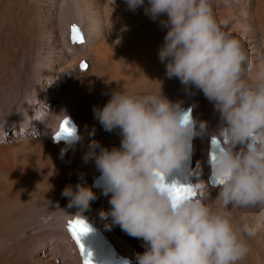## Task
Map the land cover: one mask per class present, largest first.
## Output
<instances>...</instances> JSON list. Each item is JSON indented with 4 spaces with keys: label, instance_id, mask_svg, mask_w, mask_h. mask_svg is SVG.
Here are the masks:
<instances>
[{
    "label": "clouds",
    "instance_id": "obj_1",
    "mask_svg": "<svg viewBox=\"0 0 264 264\" xmlns=\"http://www.w3.org/2000/svg\"><path fill=\"white\" fill-rule=\"evenodd\" d=\"M126 3L134 11L145 0ZM145 13L167 17L161 20L168 30L158 52L166 61V75L201 91L220 114L213 133L220 147L209 156L212 175L220 182L191 183L196 195L174 203L161 181L170 184L166 177L190 156L192 139L207 132V122L191 117L161 87L154 94L114 90L93 114L105 131L119 129L120 146L108 149L92 140L84 157L85 162L94 158L107 182L110 208L101 215L143 240L145 251L137 254V264H239L250 252L246 237L264 221V65L248 79L254 63L242 41L218 19L213 0H148ZM65 137L62 156L81 139L75 129ZM5 141L4 136L0 142ZM208 187L218 188L219 208L199 194ZM62 195L69 207L80 209L77 215L96 199L83 182L75 189L66 186ZM249 207L262 210L256 225L233 220L230 209Z\"/></svg>",
    "mask_w": 264,
    "mask_h": 264
},
{
    "label": "bare ground",
    "instance_id": "obj_2",
    "mask_svg": "<svg viewBox=\"0 0 264 264\" xmlns=\"http://www.w3.org/2000/svg\"><path fill=\"white\" fill-rule=\"evenodd\" d=\"M214 3H213V6L217 14V17L219 18V20L220 19L224 20L226 14L225 15L219 14L215 8L216 4ZM0 4H2V2ZM72 4L70 3V1H67V0H55L54 1V3L52 4L53 7L51 10L52 20H51L49 28L46 27L47 28L46 31H45V28L44 29L40 28L41 29L40 31L37 29V33H40V35L37 37V39L35 38L36 41H34L35 42L34 47H35V50L36 48H38L40 52H36L34 53L35 54L34 57L32 56L33 59L36 58V61L30 62L27 66L25 65L26 67H28L27 69H29L30 74L34 76L36 72L39 70H42V75H43V70H48V72H51V73L61 72L62 68H64L62 67L64 62H66V66H65L66 69L67 67L69 66L71 67L72 65L75 64V66L71 67L74 73L72 71L71 75L66 76L65 78L66 80H69V81L73 79L72 91L68 92L62 97L60 101V107L62 108L57 111V112H62V115L59 116V119L56 122V131H52L50 135L47 136L49 139H51V141L50 143H48L49 145L46 144L45 146H43L42 151H41L46 156L56 157L60 160H63L67 164L65 168V174H64L66 175L65 178L61 182H58L57 184H55L56 187H54V189H62V190H64L65 187L68 185H72L73 188L75 189V186L78 182H83L87 186L90 187V184L92 183L93 178L97 176L98 174H101V172L95 166L94 158H89L87 162H85V159H84L85 153L88 151V145L92 140H96L98 142L104 141V144L102 147L112 148V147L120 146L121 134H120L119 129H114L111 132L105 131L99 121H97V124H98L97 129L93 127L90 128L91 127L90 125H89L90 127L87 126L86 117L94 116L93 114L94 107L103 108V106L110 99V96L114 90L122 89L126 92H129L128 83L126 82V78H125V76L128 77V73L123 74V72H121V69L128 64L129 74L131 73L133 75H137V74L139 75V71H138L139 64L146 63L149 65H152L153 67H157L153 62L154 60L155 63L158 64L159 69L163 71V75L166 78V73H165L166 72V61L161 62L158 56L159 48L163 44L164 40L160 38L159 41H155L153 39L154 44H152L151 41L150 42L146 41L147 39L143 37L142 35V33L144 32L143 29H141L140 32H138V34L137 32L132 31L134 27H138V26L140 27L141 25H143V23H145L144 21L145 18L150 17L149 15L145 13V9L142 12H139V10L137 9L136 11L135 10L133 11L129 8H127L126 10L125 6H127V4L125 0H73ZM101 4L103 6V9H100ZM236 4H237L236 6H238L239 4H241V1H238ZM22 6H24V4ZM9 7L10 6H8V8ZM104 9H107L108 11H104ZM3 14L4 13H2V15ZM60 17H63V19H61ZM43 20L44 19H42V21ZM59 20L62 22V24H58ZM161 20H162V17L158 19H153L150 17L146 24L152 21L151 23H153V26L158 27L161 23ZM73 23L80 25L83 31V36H84L83 43H78V42H74L71 40L70 25ZM32 24L33 25L31 24L30 25L36 27L38 24H40V22L39 21L37 22V20H35L33 21ZM146 24L143 25L144 28H146L147 26ZM26 31L27 30L25 29L24 26L19 27V29L17 30V37L16 39L14 38L15 41L13 42L17 44L18 42L24 40L19 37H22ZM243 35L245 36V38L243 37L242 40H244L245 42L242 41V43L245 48L249 47L252 50L250 51V53H254L252 58L254 59L263 58L264 59V42L262 43L260 37L258 38V35L249 34V33H244ZM85 36H87V38ZM132 38L133 40H130ZM135 41H137V44H141L137 48L152 49L153 51H149L148 53L144 55L143 54L133 55L134 53L137 52L136 48L132 49V46H135L134 45ZM251 42H253L254 44L250 46ZM50 44H52L51 45L52 50L48 52L47 48H49ZM71 44H80V45H85V46L75 45L76 48L71 50L70 47L71 48L75 47V46H72ZM9 45L8 47H10ZM128 45L131 46L130 47L131 51L128 49L126 52L128 55H126L121 52V49H123V52H124L126 50V49L124 50V48H126ZM249 48L247 49L248 51L250 50ZM37 53H41V54L47 53V54L45 56L40 55V54L36 56ZM4 58H7V57L4 56ZM146 59L149 62H147ZM20 60H17V61H20ZM81 61L82 63L86 62L87 65L90 64L87 71L85 72H82L80 70L82 69L80 67ZM78 65L80 68L78 67ZM20 69H21V66H20ZM114 69L117 70L118 73L117 72L113 73ZM80 71L82 73H80L78 77L74 79V76L78 74V72ZM46 77H49V76L46 75ZM122 77H124V79ZM168 79L170 78L168 77ZM51 80H54L53 82H51L52 88H55V85L57 84L58 86H63L61 82H68V81L63 80L61 76H55V77L53 76ZM60 80L61 82H58ZM162 85H166V84H162ZM202 95L203 93L201 91L194 88L191 91V93L185 96L178 97L172 102L179 101L181 102L182 106L186 104L193 105L195 119L198 121L207 122V125H208L207 132L202 136L197 135L193 139L194 166H193V174H192V183L198 182L200 180H203L205 183H207V181L205 180V177H207L208 179L207 184L211 186L214 183H210L209 178H208L210 170H211L210 165H209L210 155L208 153L209 140L211 136H214L213 133H215L219 129L221 121H220V114L219 112L216 111L214 107V103L209 101L204 95H203V100H202ZM31 109L32 108H30L27 111L25 110L26 115H30V114L32 115ZM68 114H72L73 118L76 120L79 126L81 127L85 126V130L83 131L80 130V132L78 131V134L81 137V139L74 146L69 147L66 153H64L62 156L61 149L66 146V143L62 141L54 142V136L57 130L59 129L61 122ZM42 115H44V113ZM35 118H38L37 119L38 122L40 121V116L38 117L36 116ZM23 139L24 137L21 140ZM46 187H47L46 185L41 186V188H44V189ZM92 190L96 195V199L90 202V206L87 209H85L81 215L87 217L88 219H90L92 223L101 227L117 243L119 250L124 255L130 257L131 263L137 264V260L133 258H136L138 253H142L145 251L143 240L130 236L126 231H124L120 227L119 224L114 223L111 217L105 218L104 216H102L101 213L108 211L110 208V204L108 202L110 199V196L109 195L106 196L104 192L102 191H98L93 188ZM199 194L205 197V202L211 205L213 208L218 202H220L216 198L218 194V188H210V187L202 188ZM19 203L20 202H17V201L12 202V206L9 208L6 204L1 206L2 205L1 203L0 205V238H2L4 234H13V235L18 236V238L16 239L17 241L14 240L12 237L10 238V239H13V242L16 241L15 243L9 242V244L13 246V248H10L11 249L10 254L2 255V249H0V264L9 263L8 260L11 257H13L14 255H19V253L17 252L18 248L16 249V247H20V248L22 246L24 247L26 244H28L30 239H32L33 235H38V234H42V235L45 234L44 238L45 237L46 238L44 240L47 242H51L53 244L52 248L54 250L58 249L60 251L61 256L62 255L64 256L65 264H82L80 253L67 230V226H69V220L75 217L77 213L80 211V209L77 206H73L72 209L71 207L66 209V211L62 213L63 220L59 223H56V220H60V219H57V217L61 215L56 213L55 210L46 212L44 211V209H42L39 216H36L35 212H33L34 210H30V208L21 207ZM249 208L250 209H247L248 212L249 210H251V212L249 213H252V210H253L254 218L258 220V217L261 216L262 210L259 207H249ZM230 211H231V216L235 222H237L238 224L247 223L246 218L242 217L243 216L242 213L243 214L247 213L244 210V208H232L230 209ZM236 214H241L242 216L240 217L242 218L238 220ZM38 219H42L45 221L44 223L40 224ZM29 225L32 228H30L28 232L26 231L27 230L26 228ZM121 235L122 237H120ZM246 238L250 245V252L243 261L239 262V264H264V246H263L264 242L262 240L259 241L257 239L258 238L257 235L256 237L255 236L253 237L252 235ZM55 239L56 241L53 242ZM0 242H3L2 239H0ZM47 242H43V244L41 243L42 246L46 247L45 245L47 244ZM131 242H133L135 246L131 245L130 244ZM58 256L60 255H57L56 259L59 258ZM54 263H55L54 261L49 262V263H46V261L44 262V264H54ZM35 264H40V263H35Z\"/></svg>",
    "mask_w": 264,
    "mask_h": 264
},
{
    "label": "rangeland",
    "instance_id": "obj_3",
    "mask_svg": "<svg viewBox=\"0 0 264 264\" xmlns=\"http://www.w3.org/2000/svg\"><path fill=\"white\" fill-rule=\"evenodd\" d=\"M8 1L12 3L10 4ZM29 1L31 4L29 3ZM35 1L7 0L6 2V0H0V3L2 2L3 4V5L0 4V16H1L0 18V71H1L0 72V84H1L0 85L1 87L0 88V140H2L4 136L6 139L5 142H0V205L1 203H2L1 206L6 204L9 208L12 206V202L17 201L20 202L19 204L21 207L30 208V210H34L33 212H35L36 216H39L42 209H44V211L46 212L55 210L56 213L61 215L57 217V219L60 220H56V223H59L63 220L62 213H64L66 209L70 208L68 206L69 199L62 195L63 192L62 189H54V187H56L55 184L61 182L65 178L66 175L64 174L67 164L63 160H60L56 157H48L41 151H42V147L45 146L46 144L49 145L48 143H50L51 141V139H49L47 136L50 135L52 131H56V122L58 121L59 116L62 115V112H57L62 108L60 107V101L62 97L68 92L72 91L73 79L69 81L66 80L65 78L66 76L71 75V72L73 71L71 67L75 66V64L72 65L71 67L70 66L67 67L66 69L65 67L66 62H64L62 65V67L64 68H62L61 72L51 73L48 72V70H43V75H42V70H39L36 72L34 76L30 74L29 69H27L28 67L26 66L30 62L36 61V58L33 59L32 56L34 57L35 55L34 53L40 52L38 48H36L35 50L34 47L35 44L34 41H36L37 37L40 35V33H37V29L40 31L41 30L40 28L43 29L45 28L46 31L47 28H49L52 20L51 18V14H52L51 10L53 7L52 4L54 3L55 0H40V1L35 0ZM67 1H70L71 4L73 3V0H67ZM238 1H241V4L236 6L237 5L236 3ZM147 3L148 0H145V4L138 7L137 10H139V12H142L145 9ZM213 3L216 4L215 8L219 14L221 15L226 14L224 20L220 19L221 21L226 22V30L232 32L241 41H244L242 40L243 37L245 38L243 34L249 33V34L258 35V38L260 37L262 43L264 42V0H213ZM7 4L8 6H10L9 8ZM23 4L24 6H22ZM25 5L28 6L26 7ZM12 7H14L15 9ZM127 8L129 7L125 6L126 10ZM100 9H103L102 4ZM104 11H108V10L104 9ZM17 12H19L20 14ZM2 13L4 14L2 15ZM60 18L63 19V17ZM149 18L150 17L145 18L144 20L145 23H143V25H145L148 22ZM42 19L44 20L42 21ZM166 19H167L166 15L162 16V20H166ZM35 20H37V22L39 21L40 24L42 25L38 24L36 27L31 26L33 25L32 23ZM29 22L31 25L29 24ZM151 22L146 24L147 25L146 28H144V26L141 25L140 27L139 26L134 27L132 31L137 32L138 34V32H140V30L143 29L144 30V32L142 33L143 37L147 39L146 41L149 42L151 41L152 44H154V40L159 41L160 38L164 40L167 28L164 27L161 23H160L161 27L160 25L158 27H154L153 23ZM58 24H62V22L59 20ZM22 26H24L27 31L24 34L25 36L23 35L22 37H19L24 40L16 44L13 41H15L17 37V30L19 29V27ZM5 36L8 37L6 38ZM85 37L87 38V36ZM7 39H9L11 42ZM130 40H133V38ZM252 44L254 43L251 42L250 46ZM8 45L10 47H8ZM51 45L52 44H50L49 48H47L48 52L52 50ZM71 45L75 46L80 44H71ZM134 45L135 46H132V49L136 48L137 52L134 54L132 53L133 55H142V54L144 55L149 51H153L152 49L137 48L139 45H141V44H137V41H135ZM80 46H85V45H80ZM130 47L131 46L128 45L126 48H124V50L125 49L126 50L123 52V49H121V52L128 55L126 52L128 49L130 50ZM75 48L76 46L74 48L70 47L71 50ZM248 48L249 47H246V50ZM250 51L252 50L251 49L249 51L247 50L250 58L254 63V70L248 73V79L254 77L256 67H258L259 65H264V59L252 58L254 53H250ZM38 54L45 56L47 53L46 54L37 53L36 56H38ZM4 56L7 58H4ZM146 61L149 62L147 59ZM153 62L157 67H153L152 65L146 63L139 64V68H138L139 75L137 73H136L137 75H133L131 73L129 74L128 64L125 67H123L124 69L123 68L121 69V72H123V74L128 73V77L125 76V78H126V82L128 83L129 94H154V93H158L160 91V87L163 86L161 89L163 94L170 101H174L178 97L185 96L191 93V91L195 88V87H192L190 89L186 88L184 85L181 84L180 80L176 77H172V79L171 78L168 79L166 75L165 78L163 75V71L159 69L158 64H156L154 60ZM80 64H82V61ZM89 66L90 64H88V67ZM87 69L86 70L80 69V70L82 72H85L87 71ZM81 71L74 76V79L77 78L80 73H82ZM115 72H117V70L114 69L113 73ZM46 75L49 77H46ZM53 76L54 77L61 76L63 80L68 82H61L60 80L58 82H61L63 86H58L57 84L55 85V88H52L51 82H53L54 80L51 79ZM122 78L124 79V77ZM159 81H161V84ZM162 84H166V85H162ZM202 100H203V95H202ZM30 108H32L31 109L32 115L31 114L26 115V111L29 110ZM43 113L45 116L42 115ZM68 115H72V114H68ZM36 116L37 117L40 116L39 122L37 120L38 118H35ZM97 121L98 120L95 119L94 116L86 117L87 126L90 125L91 126V127L89 126L90 128L93 127L97 129L98 128ZM79 127H80L79 132L80 130L81 131L85 130V126L81 127L78 125V128ZM18 137L20 140L18 139ZM23 137L24 139L21 140ZM99 144L103 146L104 141L99 142ZM205 180L208 183L207 177H205ZM42 185H46L47 187L45 189L41 188ZM219 207H220V202H218L214 208H219ZM72 208L73 206L71 207V209ZM247 209L250 208H244V210L247 213L245 214L242 213L243 216L241 214H236L237 219L239 220L242 217H245L247 223H249L250 226L256 225L258 223V220L254 218L253 210L252 213H249L251 212V210H249L248 212ZM38 221L41 224L44 223L45 220L38 219ZM263 222L264 221L259 222L260 226L253 235V237L254 236L256 237L257 235L258 237L257 239L259 241L262 240L264 242ZM30 228L32 227H30L29 225L26 228L27 229L26 231L29 232ZM44 236L45 234L33 235L32 239H30L28 244H26L24 247L23 246L21 248L16 247V249L18 248L17 252L19 253V255H14L13 257H11L8 260L9 263L7 264H31V263L44 264L45 261L46 263L54 261L55 262L54 264H65L64 256L63 255L61 256V253L58 249H57L58 251L56 249L54 250L52 248L53 244L51 242L45 241L44 239L46 237L44 238ZM11 237L14 240L18 238V236L13 234H4L2 238H0L3 241L0 242V249H2V255H8L11 253L10 248H13V246L9 244V242L10 243L13 242V239H10ZM120 237H122V235ZM55 241L56 239L53 242ZM43 242H47V244L45 245L46 247L42 246ZM130 244L135 246L133 242H131ZM57 255L60 256H58L59 258L56 259ZM133 259L136 260V258Z\"/></svg>",
    "mask_w": 264,
    "mask_h": 264
},
{
    "label": "snow or ice",
    "instance_id": "obj_4",
    "mask_svg": "<svg viewBox=\"0 0 264 264\" xmlns=\"http://www.w3.org/2000/svg\"><path fill=\"white\" fill-rule=\"evenodd\" d=\"M72 39L74 42L83 43L84 42V36L80 32L78 26L73 25L72 26ZM88 65L86 63L81 64L82 69H87ZM72 131V128L69 126L68 119H65L61 122L60 130L55 135L57 138H59L61 135L70 134ZM213 143H217L216 140H213ZM214 154V153H213ZM220 181L215 180V183H219ZM162 188L167 187L169 193L172 196L173 202L176 203L181 199L189 198L191 196L196 195V191L193 187H191L190 184H181V183H170L166 184L163 182V179L161 181ZM69 230L74 238V240L79 245V249L81 252V255L84 260V264H94L92 260V253L87 251L85 249V246L81 240V237L85 234H87L90 231L89 225L86 223L85 220L81 218H77L75 220H72L69 222Z\"/></svg>",
    "mask_w": 264,
    "mask_h": 264
}]
</instances>
